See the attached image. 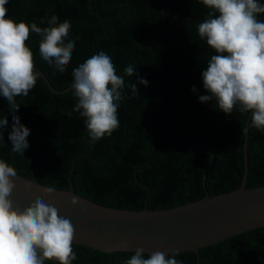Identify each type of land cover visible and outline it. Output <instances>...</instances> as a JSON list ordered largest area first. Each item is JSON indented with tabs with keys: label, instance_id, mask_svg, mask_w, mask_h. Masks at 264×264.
Masks as SVG:
<instances>
[{
	"label": "trees",
	"instance_id": "1",
	"mask_svg": "<svg viewBox=\"0 0 264 264\" xmlns=\"http://www.w3.org/2000/svg\"><path fill=\"white\" fill-rule=\"evenodd\" d=\"M5 7L6 18L17 23L49 27L52 15L70 22L65 43L74 40L75 48L64 73L40 56L39 34L31 33L26 42L35 65L56 88H70L73 69L101 51L125 82L119 127L93 143L85 118L72 112L78 102L73 91L53 93L38 77L27 97H16L20 107L14 114L30 129L24 155L12 151L13 113L0 96V119H8L0 129V160L18 175L56 189L72 185L86 199L128 210L168 209L203 198L211 168V197L240 187L250 112L237 105L229 115L215 100L199 101L208 94L201 73L216 54L198 35L210 11L202 0H8ZM257 19L264 21V14ZM130 65L136 68L132 76L125 74ZM246 186H264V130L250 125ZM72 248L77 257L72 264H124L134 255ZM176 254L182 264H198L194 252ZM199 264H264V233L204 247Z\"/></svg>",
	"mask_w": 264,
	"mask_h": 264
},
{
	"label": "clouds",
	"instance_id": "2",
	"mask_svg": "<svg viewBox=\"0 0 264 264\" xmlns=\"http://www.w3.org/2000/svg\"><path fill=\"white\" fill-rule=\"evenodd\" d=\"M8 0H0V96L8 102L12 115V130L8 135L12 151L24 155L29 147L30 129L21 124L14 113L19 109L16 97H27L39 77L35 69L33 52L27 46L31 33L39 34V54L49 65L64 73L72 59L75 41L65 43L71 24L59 22L56 15L47 21L49 27L36 23H17L6 18ZM210 9L204 22L198 25V35L215 51L201 73L207 95L199 96L206 103L215 100L218 108L231 114L239 105L242 113L250 112V126L264 130V21L257 19L264 14V4L258 0H202ZM43 23V21H42ZM136 73L134 65L125 74ZM71 85L78 102L72 112L85 118L91 142L111 136L119 127L117 111L123 99L125 82L116 74L111 57L101 51L73 69ZM139 83L147 85L140 79ZM136 92L137 85H130ZM193 87V91H195ZM70 116L71 113H68ZM8 119H0V129H6ZM17 176L14 167L0 160V264H45L58 261L72 264L76 254L72 244L75 228L70 219L60 216L59 210L35 200L30 206H14L10 199ZM55 190L44 188L45 195ZM78 203L76 198L71 200ZM176 253L167 257L155 251L145 258V250L136 248L134 255L124 264H182Z\"/></svg>",
	"mask_w": 264,
	"mask_h": 264
},
{
	"label": "water",
	"instance_id": "3",
	"mask_svg": "<svg viewBox=\"0 0 264 264\" xmlns=\"http://www.w3.org/2000/svg\"><path fill=\"white\" fill-rule=\"evenodd\" d=\"M40 79L53 93L68 94L72 88H56L48 82L35 65ZM245 122L243 139L244 172L239 188L209 195L211 170L204 182V197L168 209H117L95 203L69 189H56L45 195L48 187L17 174L12 177L15 188L10 199L21 209L35 200L56 207L60 216L71 220L75 228L73 244L105 253L135 252L143 248L145 254L164 252H194L219 242L264 233V186L247 188L249 174V125ZM213 167V166H212ZM78 203L73 205L71 200Z\"/></svg>",
	"mask_w": 264,
	"mask_h": 264
}]
</instances>
